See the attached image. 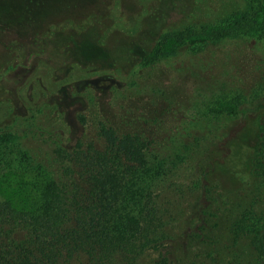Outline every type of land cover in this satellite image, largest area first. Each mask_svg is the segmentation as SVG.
I'll return each mask as SVG.
<instances>
[{
	"label": "rangeland",
	"instance_id": "374dc122",
	"mask_svg": "<svg viewBox=\"0 0 264 264\" xmlns=\"http://www.w3.org/2000/svg\"><path fill=\"white\" fill-rule=\"evenodd\" d=\"M155 4L128 0L104 14L96 30L91 12L87 19L56 20L49 36L61 40L47 45L28 38L7 43L0 52V127L29 130L24 140L38 151L47 130L62 132L68 146L80 138L99 146L94 122L102 115L160 143L179 129L174 118L191 112L195 88L226 82L252 93V111L213 127L197 187L183 197L164 244L148 250L141 264L163 258L168 264H264V47L248 39L210 42L200 53L204 66L184 72L167 60H141L137 50L148 46L144 35L150 33L142 27ZM243 7V0H180L166 16L167 29L183 32L187 49L188 26L201 34L206 24H228Z\"/></svg>",
	"mask_w": 264,
	"mask_h": 264
},
{
	"label": "trees",
	"instance_id": "16d2710c",
	"mask_svg": "<svg viewBox=\"0 0 264 264\" xmlns=\"http://www.w3.org/2000/svg\"><path fill=\"white\" fill-rule=\"evenodd\" d=\"M178 1L156 0L147 13L142 29L150 33L144 35L148 46L137 50L141 60H167L184 72L204 66L200 53L210 42L248 39L264 47V0H243V9L228 24H206L201 34L188 26L187 49L180 39L184 33L167 29L166 16ZM126 2L0 0V52L25 38L56 42L60 35L49 36L53 22L87 19L90 12L96 30L104 14ZM193 94L191 112L186 119L175 117L179 129L160 143L140 128L123 129L102 115L94 122L99 146L82 138L68 146L62 132L47 130L38 151L24 140L29 130L21 134L10 125L0 127V264H141L148 250L161 247L167 227L183 211V197L197 187V167L213 127L253 110L252 93L226 82L195 88ZM156 264L168 263L163 258Z\"/></svg>",
	"mask_w": 264,
	"mask_h": 264
}]
</instances>
